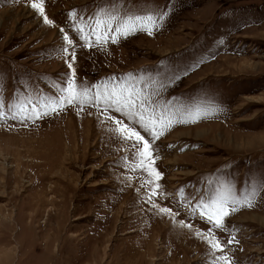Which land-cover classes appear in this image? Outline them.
Returning <instances> with one entry per match:
<instances>
[{"label":"rangeland","instance_id":"rangeland-1","mask_svg":"<svg viewBox=\"0 0 264 264\" xmlns=\"http://www.w3.org/2000/svg\"><path fill=\"white\" fill-rule=\"evenodd\" d=\"M32 3L0 0V264H264V0H43V15ZM164 12L115 43L77 31ZM70 79L93 94L126 85L188 122L136 170L106 119L122 114L50 110ZM218 198L240 201L220 229L206 219Z\"/></svg>","mask_w":264,"mask_h":264},{"label":"snow or ice","instance_id":"snow-or-ice-1","mask_svg":"<svg viewBox=\"0 0 264 264\" xmlns=\"http://www.w3.org/2000/svg\"><path fill=\"white\" fill-rule=\"evenodd\" d=\"M31 7L38 9L41 15L44 14L43 0H40V3H32ZM70 15L74 16L75 14L70 13ZM166 15V12L163 14L150 13L147 15L126 14L123 18L109 15L106 20L103 17L97 16L92 24L86 25V34L80 29H77V31L80 34V38L85 41V44H89L90 36L95 37L93 42L97 45H102L108 40L115 43L120 37H127L137 31L143 30L151 34L152 30L157 26V19L163 20ZM43 18L44 22L49 24L52 23L47 16H43ZM81 24H84L83 19L81 20ZM137 24H139L140 27H137ZM60 31L63 33L64 30L61 29ZM64 39L67 41V46H73V41L69 39L66 34L64 35ZM61 51L62 53H66V48L62 46ZM70 59L73 61L75 60L74 53ZM68 67L71 68V63L68 64ZM93 87L95 88L94 94L90 91L89 87L77 90L76 84L70 79L66 82V88H61L60 95H58L48 107L51 111H58L70 105L80 107L84 104H89L97 107L101 111V114L112 109H114L116 113L122 114L123 118L111 115L106 117V119L112 120L117 126L115 131L118 134V138L127 145L132 159L141 161L138 168L136 165H130L136 170L148 171L147 167L143 164L146 158L154 164L155 159L158 158L155 156L156 147L154 141L163 135L164 129L171 127L173 123L188 122L186 120H175L172 115L166 117L163 112L157 114L155 104L150 97L144 96L142 92H138L134 88H128L126 85L118 87L117 84H113L111 90L107 87L101 90V85ZM38 107L39 106L36 104L32 105L31 111L34 113L33 118L48 114L46 111H38ZM206 114L207 113H205V115ZM3 118L4 113L0 111V119ZM198 118H200L199 113L193 117V120ZM142 132L144 135L141 134ZM146 136L148 138H146ZM154 176L155 180L160 179V173L158 171L154 172ZM155 191L156 189L152 190L153 195ZM151 200L152 198L149 196V202H151ZM237 203H240V201L233 198L232 206L229 207V202L226 198L213 200L212 204L215 207V211L208 215L206 219L209 223L214 224L217 229L224 227V218L229 216L231 212L238 210V208L235 207ZM245 204L246 206H251L250 201H246ZM199 207L204 208L206 206L201 203ZM160 210L170 213L168 209L161 208ZM201 218L205 219L204 216ZM232 242V240L228 241V243ZM211 243L214 250L223 252L225 245H222L218 240ZM220 260L224 261L225 264H231V261H228L223 255L220 257Z\"/></svg>","mask_w":264,"mask_h":264},{"label":"bare ground","instance_id":"bare-ground-1","mask_svg":"<svg viewBox=\"0 0 264 264\" xmlns=\"http://www.w3.org/2000/svg\"><path fill=\"white\" fill-rule=\"evenodd\" d=\"M41 197V196H40ZM44 203V202H43Z\"/></svg>","mask_w":264,"mask_h":264}]
</instances>
